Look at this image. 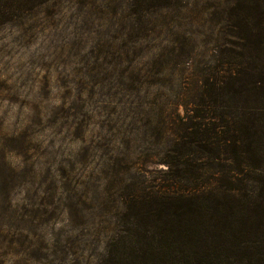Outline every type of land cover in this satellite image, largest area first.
Returning <instances> with one entry per match:
<instances>
[{"label":"rangeland","instance_id":"obj_1","mask_svg":"<svg viewBox=\"0 0 264 264\" xmlns=\"http://www.w3.org/2000/svg\"><path fill=\"white\" fill-rule=\"evenodd\" d=\"M21 2L0 1V264H98L127 186L166 177L201 121L178 103L230 46L235 0Z\"/></svg>","mask_w":264,"mask_h":264},{"label":"trees","instance_id":"obj_2","mask_svg":"<svg viewBox=\"0 0 264 264\" xmlns=\"http://www.w3.org/2000/svg\"><path fill=\"white\" fill-rule=\"evenodd\" d=\"M220 27L230 46L178 103L202 122L166 153V177L127 186L98 264H264V0H235ZM204 155L233 161L232 176L213 178Z\"/></svg>","mask_w":264,"mask_h":264}]
</instances>
